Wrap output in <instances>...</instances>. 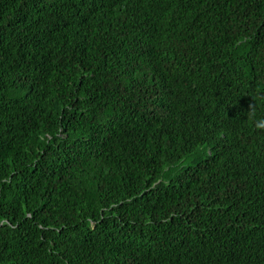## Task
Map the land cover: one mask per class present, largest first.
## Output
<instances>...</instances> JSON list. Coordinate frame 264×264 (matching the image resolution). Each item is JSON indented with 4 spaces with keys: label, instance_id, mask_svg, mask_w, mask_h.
Here are the masks:
<instances>
[{
    "label": "trees",
    "instance_id": "1",
    "mask_svg": "<svg viewBox=\"0 0 264 264\" xmlns=\"http://www.w3.org/2000/svg\"><path fill=\"white\" fill-rule=\"evenodd\" d=\"M261 118L264 0H0V264H264Z\"/></svg>",
    "mask_w": 264,
    "mask_h": 264
},
{
    "label": "clouds",
    "instance_id": "2",
    "mask_svg": "<svg viewBox=\"0 0 264 264\" xmlns=\"http://www.w3.org/2000/svg\"><path fill=\"white\" fill-rule=\"evenodd\" d=\"M247 118H249V115L252 117L255 116V108L254 105L251 106V110L246 113ZM255 127L259 130H264V118L256 119L254 120Z\"/></svg>",
    "mask_w": 264,
    "mask_h": 264
}]
</instances>
